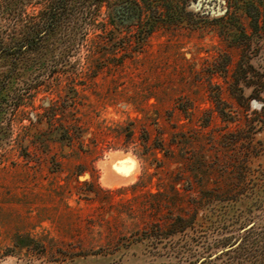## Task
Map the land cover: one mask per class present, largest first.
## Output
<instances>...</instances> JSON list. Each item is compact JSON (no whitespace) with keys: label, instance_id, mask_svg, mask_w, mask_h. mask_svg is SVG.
I'll use <instances>...</instances> for the list:
<instances>
[{"label":"rangeland","instance_id":"1","mask_svg":"<svg viewBox=\"0 0 264 264\" xmlns=\"http://www.w3.org/2000/svg\"><path fill=\"white\" fill-rule=\"evenodd\" d=\"M75 1L28 47L48 0H0V264H201L208 255L205 264H231L234 253L219 256L251 227L264 230V124L254 114L264 102L235 80L242 50L217 22L228 5L201 18L192 4V16L154 21L146 34L147 6L121 20L111 3L90 17ZM249 61L264 79V50ZM67 128L75 142L61 136ZM178 132L185 143L157 151L162 168L143 154L147 136L169 142ZM231 188L260 193L245 206L204 201L196 222L228 209L235 229L196 224L168 237L167 224L195 215L201 191ZM235 233L233 245H216Z\"/></svg>","mask_w":264,"mask_h":264},{"label":"trees","instance_id":"2","mask_svg":"<svg viewBox=\"0 0 264 264\" xmlns=\"http://www.w3.org/2000/svg\"><path fill=\"white\" fill-rule=\"evenodd\" d=\"M73 3H76V1L48 0L45 11H42L40 17L38 18L40 20L34 21V30L24 37L23 41L25 45L30 47L32 42H34L43 31L47 34L51 28L58 25L62 18L67 15L68 10L71 9L70 7ZM103 3H111L113 18L115 17L118 19H120L121 16L129 14H140L142 16L145 13L147 6L149 10L147 11L148 19L145 31L146 34L151 30H149V28L153 25L154 21L162 20V22H165L169 19L173 21H180L183 20L184 17L190 15L192 16L193 13L187 10V8L192 4L198 5V14L201 18L202 16L204 18L210 17L212 12L215 10H224L225 4H227L228 7L226 8L225 14L217 19V22L219 21L223 23V26L231 33V41L238 45V47L242 50L241 59L237 63L234 71L235 80L237 83L242 81L247 87H253L254 89L251 97L259 98V100L264 102V98L261 97V92L264 90V79L262 76L257 77L255 75L256 72L249 61L254 50H264V0H123L121 2L118 0V2H114L115 4L112 0H84L83 4H85L87 14L92 17L100 11ZM231 8L232 11H230ZM243 16H246L248 19V24L243 22ZM36 27H40L42 30H36ZM252 72L254 74L251 75ZM237 89H239V86ZM254 114L257 115L259 117L258 120L264 124V106L261 111H255ZM230 117L233 119L232 116ZM247 118L249 119V117ZM164 133L165 132H163L162 129V131L159 132V135ZM181 133L182 134L178 132L175 134L173 138H170L171 140L169 142L161 137H158L154 142H151L150 137L147 136L144 145L145 153L143 154L152 158L153 161L159 164V168H162L161 165L163 163V159L158 158L157 151L164 152V156L170 155L171 150L167 147L168 144L172 142L180 144V141H183L182 144L185 143V134L184 132ZM61 136L64 139H68L70 142H75L79 137L78 134L73 132L70 128H67L66 131L62 132ZM249 147H252V145ZM250 151L251 150H249V152ZM191 153V150H185V159H192V162H195L196 158L193 159V156H190ZM176 162L179 163L177 160ZM192 164L193 163L190 165L192 166ZM180 177H182L180 179L184 181H188L189 179L184 178L186 176ZM244 180L245 177L241 176L240 183ZM233 189L234 188H231L227 191L217 189L201 191L202 197L196 202L197 210L195 215L188 218L183 215H179L175 218V221L172 224H167L166 233L168 234V237H173L179 233H188V231L195 227L196 224L202 228L212 230V233L214 234L231 232L236 228L237 222L240 220L239 218H230L228 209H225V211L224 209H220L221 212L217 213V218L215 220H211L210 225L206 226L205 222L197 223L196 221L198 209L201 205H204L205 202L212 203L213 200L218 199L220 202L224 203L229 200H234L237 203L239 202L241 206H245L253 203L260 193L258 189L254 188L250 194H246L242 197L240 195L246 193L244 192L246 191V188L240 191H235V189ZM153 196L163 197L166 196V194L165 192L159 191L156 194H153ZM224 208H228V206L224 205ZM206 218L207 217H205V220H208ZM229 220L231 223L227 224ZM161 231H163V229ZM234 237H236V233L233 235H226L222 237L216 245L230 244ZM162 239L163 238H157V240L160 241ZM24 246H26V244H23V247ZM232 253H234L235 256L232 257L233 262H231V264H264V230L262 229V231L256 232L255 228L251 227L244 234L243 239L237 247L229 251H224L219 257L222 255H231ZM204 257H206V259L202 261L201 264H205L210 261L211 255Z\"/></svg>","mask_w":264,"mask_h":264},{"label":"bare ground","instance_id":"3","mask_svg":"<svg viewBox=\"0 0 264 264\" xmlns=\"http://www.w3.org/2000/svg\"><path fill=\"white\" fill-rule=\"evenodd\" d=\"M125 157H126V155H125ZM125 157L123 158V159H125ZM127 160V159H126ZM125 160V161H126ZM113 161V160H112ZM116 164H118V165H120V163H118L117 161L115 162ZM110 164V163H109ZM130 165V164H129ZM112 167V166H111ZM114 168H111V171L113 170ZM124 171V170H123ZM112 173H115V172H112ZM125 173V172H124ZM127 174V173H126ZM132 177V174H127V176H126V178H127V180H129L130 178Z\"/></svg>","mask_w":264,"mask_h":264},{"label":"flooded vegetation","instance_id":"4","mask_svg":"<svg viewBox=\"0 0 264 264\" xmlns=\"http://www.w3.org/2000/svg\"><path fill=\"white\" fill-rule=\"evenodd\" d=\"M123 17H124V16H121L120 19L122 20Z\"/></svg>","mask_w":264,"mask_h":264}]
</instances>
